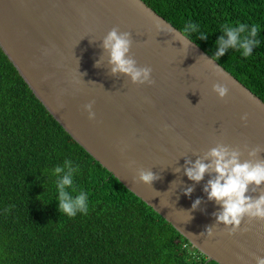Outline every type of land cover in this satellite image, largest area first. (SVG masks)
I'll return each mask as SVG.
<instances>
[{"label": "water", "instance_id": "obj_1", "mask_svg": "<svg viewBox=\"0 0 264 264\" xmlns=\"http://www.w3.org/2000/svg\"><path fill=\"white\" fill-rule=\"evenodd\" d=\"M117 26L132 33V54L153 69L154 85L110 74L101 45ZM0 48L62 128L209 262L264 256V222L245 220L235 236L223 225L212 238L199 236L220 206L203 191L211 177L195 184L183 171L217 143L264 146V101L143 0H0ZM217 82L230 89L225 99L213 91ZM93 100L90 120L83 106ZM139 169L161 178L150 187ZM197 198L204 203L192 211Z\"/></svg>", "mask_w": 264, "mask_h": 264}, {"label": "trees", "instance_id": "obj_2", "mask_svg": "<svg viewBox=\"0 0 264 264\" xmlns=\"http://www.w3.org/2000/svg\"><path fill=\"white\" fill-rule=\"evenodd\" d=\"M143 1L264 101V0ZM187 21L200 32L185 34ZM226 23L260 26L250 57L235 49L214 56ZM201 33L208 39H199ZM66 159L80 167L75 182L88 193L87 215L59 212L52 170ZM0 264L218 263L88 154L0 48Z\"/></svg>", "mask_w": 264, "mask_h": 264}, {"label": "clouds", "instance_id": "obj_3", "mask_svg": "<svg viewBox=\"0 0 264 264\" xmlns=\"http://www.w3.org/2000/svg\"><path fill=\"white\" fill-rule=\"evenodd\" d=\"M220 27L223 35L215 42L214 56L217 59L224 56L229 49H235L243 57H250L253 49L260 43L257 39L260 31L258 24L253 23L249 26L245 23H226ZM169 32L172 30L169 29ZM183 32L197 33L200 29L196 23L187 21L183 23ZM199 39L206 40L208 35L201 33ZM133 43L132 33L121 31L118 26L113 27L103 38L101 47L108 54L110 74L115 77H128L132 84L138 86L154 85L153 69L150 66H139L132 54ZM100 64L101 58L96 61L95 66L99 68ZM213 91L220 99H225L230 89L227 84L217 82L213 85ZM94 104L93 100L83 106L90 120L96 119ZM241 119L247 122L248 114H244ZM165 130L167 131V126ZM245 152L248 159L242 161ZM261 153H264V146L249 147L245 144L242 150L240 147H232L221 142L198 156L195 162L185 161L184 174L195 184L204 181L206 175L211 177L204 185L203 191L208 201H214L220 206V210L212 214L215 223L207 226L205 231L200 233V237L212 238L215 235L214 227L218 225L224 226L227 235L235 236L241 231V225L245 220L249 224L254 221L264 222V158H261ZM134 164L135 161L130 162V166ZM180 170L177 168L176 172ZM79 171V165H74L70 159H66L63 165H57L52 170V175L56 177L59 212L69 218H74L78 214L87 215L89 211L88 193L83 189L77 190L75 177ZM160 178L151 169L138 170L139 181L150 187ZM194 190V186L187 187L184 195L191 197ZM202 203H204L202 198H197L192 203L191 210L200 209ZM254 259L255 264H264V256L256 255Z\"/></svg>", "mask_w": 264, "mask_h": 264}]
</instances>
